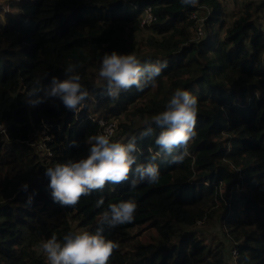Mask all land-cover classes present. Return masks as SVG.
<instances>
[{
  "label": "trees",
  "instance_id": "trees-1",
  "mask_svg": "<svg viewBox=\"0 0 264 264\" xmlns=\"http://www.w3.org/2000/svg\"><path fill=\"white\" fill-rule=\"evenodd\" d=\"M224 1L13 0L0 15V264H47L42 240L76 231L74 221L95 232L108 205L128 199L137 204L134 220L104 233L119 245L108 264H230L226 243L196 229L210 218L222 221L237 264H264V2L241 0L239 11H227ZM148 7L155 20L143 24ZM114 50L168 66L154 85L112 100L98 71ZM69 62L90 93L79 111L58 100L25 103L35 80L64 79ZM177 88L198 101L197 135L182 163L162 154L157 183L107 184L74 208L53 202L45 170L87 156L86 138L104 132L97 112L119 119L113 142L137 136V163H147L159 149L155 136L139 139L143 121L165 110ZM147 227L157 240L137 239Z\"/></svg>",
  "mask_w": 264,
  "mask_h": 264
},
{
  "label": "clouds",
  "instance_id": "clouds-1",
  "mask_svg": "<svg viewBox=\"0 0 264 264\" xmlns=\"http://www.w3.org/2000/svg\"><path fill=\"white\" fill-rule=\"evenodd\" d=\"M198 2L199 0H180L185 7H195ZM167 66L166 61L160 60L141 63L135 53L122 54L114 50L104 53L98 80L106 82L104 95L117 100L122 92L133 87L143 91L145 87L154 85L156 78ZM78 67L79 65L69 62L63 70L65 78L53 76L47 86L39 79L35 80L27 93L25 103L36 107L58 100L68 111H79L83 102L90 97V93L81 83ZM197 114L196 97L189 90L177 88L167 102L165 110L150 118L146 117L139 139L155 136V145L159 149L151 154L147 163H137L136 153L139 149L135 135L128 139L127 143L113 142L111 137L114 132L108 128L103 133L87 137V156L46 168L44 175L49 180L47 190L53 202L62 207L74 208L82 197L90 196L93 191L103 190L107 184L119 185L129 182L130 188L135 189L140 183H157L160 169L155 161L162 154L171 157L169 164H180L188 155L189 142L197 135ZM153 125L160 130L158 134ZM72 144L76 146L77 142L73 141ZM28 187L29 185L24 183L21 190L27 191ZM31 202L30 196L28 204ZM102 205L104 199L100 198L95 207L100 208ZM136 209L137 204L132 199L112 203L101 214L95 232L69 231L62 239L54 234L42 240L40 248L47 264H108L119 245L106 238V229L111 230L131 223Z\"/></svg>",
  "mask_w": 264,
  "mask_h": 264
},
{
  "label": "rangeland",
  "instance_id": "rangeland-1",
  "mask_svg": "<svg viewBox=\"0 0 264 264\" xmlns=\"http://www.w3.org/2000/svg\"><path fill=\"white\" fill-rule=\"evenodd\" d=\"M258 2H264V0H257ZM13 3V0H0V7L2 8V13L0 14L3 18H5L6 14L4 13V11L6 10L7 12L10 10V4ZM226 10H235V11H239L240 8L242 7V3L241 0H238L236 2H228L227 0L224 1ZM260 16L262 19V26L264 29V7L260 10ZM148 13V12H146ZM200 13V12H199ZM144 16V13H143ZM227 19L230 20L229 17H226ZM204 29V28H203ZM205 32V31H204ZM203 32V33H204ZM150 34V30L145 28L143 31H141L139 33V38L141 39H146L148 37V35ZM197 37L201 36L200 33L197 31L196 33ZM93 103L92 107H95L96 104L95 102H91ZM105 115L102 112H97V114H95V117H97L98 119L101 120H105ZM110 121H114V123H116V126L118 127L119 125V119H112ZM0 129L2 130L3 127L0 126ZM117 130V129H116ZM3 131V130H2ZM41 137L39 139V143H41L42 141ZM124 138V137H123ZM121 138L120 142L124 143V139ZM74 226H75V230L79 231V232H83L84 228H81L78 226V222L74 221L73 222ZM197 231H199L204 237H206L209 241H213L216 242L218 240L224 241L227 245L226 248V256H227V260L230 264H237L236 263V257L237 255L233 254L232 249L234 247V243L230 240V235L227 234L226 230H224L223 225H222V221L220 219L217 218H210L207 219L206 221H203L202 223H199L198 226L196 227ZM137 239L139 238H145L147 241H153V240H157V236L155 234V232L153 231V229L151 227H147L142 234L136 236ZM125 248L129 247V243H126L124 245Z\"/></svg>",
  "mask_w": 264,
  "mask_h": 264
},
{
  "label": "built area",
  "instance_id": "built-area-1",
  "mask_svg": "<svg viewBox=\"0 0 264 264\" xmlns=\"http://www.w3.org/2000/svg\"><path fill=\"white\" fill-rule=\"evenodd\" d=\"M146 12H148V13H146ZM190 16L193 17V18H195L197 16V13L196 12H193V13H191ZM154 20H155V17L152 14L151 8L148 7L144 11L143 24L144 23H151ZM198 32L200 33V35H203L204 34L203 33L204 32V29H203V26L202 25H200L198 27ZM98 121L104 126V131H105V129L111 128L113 130V132H114V135H115L117 126H116V123H114V121H110L108 119H105V120L99 119ZM232 252H233L234 255L238 253V251H237L236 248H233Z\"/></svg>",
  "mask_w": 264,
  "mask_h": 264
}]
</instances>
